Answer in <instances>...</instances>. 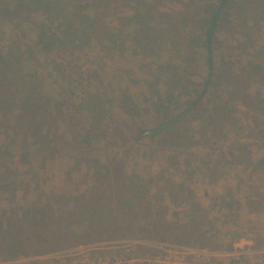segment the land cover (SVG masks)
Listing matches in <instances>:
<instances>
[{"label":"rangeland","instance_id":"obj_1","mask_svg":"<svg viewBox=\"0 0 264 264\" xmlns=\"http://www.w3.org/2000/svg\"><path fill=\"white\" fill-rule=\"evenodd\" d=\"M68 1L67 5L71 4ZM207 2L146 0L154 24L163 26L190 23L192 14L201 13ZM119 4L123 0L113 3L116 10L108 18L111 26L132 14L130 6ZM83 5L79 1L69 9L89 13L83 11ZM255 19L240 21L239 26L232 23L231 32L220 31L224 44L216 51L219 73L239 69L246 77L249 60H255L256 54L264 60V14ZM29 27L28 23L0 16L3 62L12 59L16 48H27L33 42ZM167 42L166 49L139 55L130 49L124 53L104 50L91 41L70 53L38 54L44 94L60 102V112L58 107L50 111L48 106L52 119L45 117L40 123L45 136L40 134L41 139L16 120V99L8 104L11 107H4L11 108L8 114L0 113V237L5 239L0 238V246L5 241H29L26 237L34 230L50 239L45 245L27 243L30 253L1 259L0 264H233L240 254L247 256L243 260L248 264L264 250V167H246L237 153L232 156L235 162L225 167L216 164L230 144H247L255 163L264 157V78L247 81L248 94L256 98L259 92L257 109L240 98L244 89L238 85L231 93L236 103L232 123H220L212 135L199 130L197 121L191 123L194 137L187 145L189 151L172 144L155 145L148 139L134 140L132 130L153 126L157 119L153 111L133 117L115 104L108 119L98 123L102 118L98 112L97 122L92 124L87 107L82 108L81 99L95 96L103 86L112 92L127 88L142 108L149 105L153 92L150 81L158 65L179 54ZM29 54L26 51L24 56ZM197 62L198 74L191 78L201 82L204 60ZM8 94L3 97L9 99ZM69 117L83 136L92 131L93 148L69 145H73ZM93 157L99 162L92 161ZM201 159L215 165L217 173L205 175ZM177 160L189 161L190 165L176 167ZM113 161L117 163L110 165ZM96 163L104 166L101 173L96 174ZM105 166L110 169L108 178L104 177L108 172ZM116 170L141 178L134 182L145 199L134 214H122L117 209L121 187L112 174ZM182 182L192 193L179 192L176 186ZM196 225L194 238L191 232ZM200 252L212 254L198 257Z\"/></svg>","mask_w":264,"mask_h":264},{"label":"trees","instance_id":"obj_2","mask_svg":"<svg viewBox=\"0 0 264 264\" xmlns=\"http://www.w3.org/2000/svg\"><path fill=\"white\" fill-rule=\"evenodd\" d=\"M65 1L66 3L62 4L63 0H0V16L2 15L13 22L30 24L31 41H33L27 48H16L15 54L8 62L1 60L0 48V113L3 111L8 114L11 108L4 110V107H11L8 104L14 103V99H16L18 107L15 109L19 110L16 120L24 122L23 127L29 129L34 135H38L39 138L43 134L40 123L45 117L52 119L50 111L53 107H58V113L60 112V102L44 94L46 89L41 83L43 78L39 75L38 63L41 61L38 54L70 53L90 41L101 45L104 50L113 49L124 53L130 49L134 51V54L139 55L155 53L164 49L166 47L164 41L166 42L168 39L167 44L173 45L179 52L177 57H170L168 61L158 65L157 73H154V78L150 81L153 96L151 95L148 100L149 105L146 107L142 108L140 102L131 97L127 88L112 92L107 89V86L99 88L95 96L89 95V98L86 97L80 101L82 108L87 107L86 110L89 118L92 119V124L97 122L96 113L98 112L102 114L101 121L98 123H103L106 118L108 119L113 113L115 104L121 111L133 117L140 116L144 111L155 112L157 119L151 128L141 127L131 131L135 141L148 139L155 145L172 144L175 148L183 147L184 150L189 151L187 145L192 144L191 141L194 137L191 123L193 125V122L197 121L199 130H203L207 135H212L216 130H219L220 123H232L235 120L236 103L231 93L238 89V85L244 89V94L240 98L243 97L246 103L250 102L253 108L259 107L256 101V98L260 99L258 98L259 92L254 98L253 95L246 92V87L249 84L247 81L253 77L264 78L262 55L256 54L255 60H249L245 67L249 71L245 72V77L239 74V69L236 72L228 69L224 74L219 73L216 51L224 44L219 37L220 31L231 32L232 23L239 26L240 21L247 23L251 19L261 18L264 14V0H208L209 2L205 4L201 13L192 14L190 23L188 21L177 22L178 27L154 24V14L149 4L147 7L146 0H123V4L119 5L130 6L132 14L126 15L124 20L117 22L119 25L113 26L109 25L108 18L110 15H114L116 8H112V6L117 0H69L68 3L71 4L68 5L67 0ZM79 1L84 3L81 6L83 11L89 10L91 13L71 12L69 6H76ZM26 51L30 53L27 57L24 56ZM201 58L204 60L205 77L199 82L193 80L191 76L198 74L197 61ZM150 86L149 89H151ZM7 92L11 101H7L9 99L3 97ZM2 97L3 101H1ZM72 120L69 117V127L73 130L71 138L73 145H69L74 149L78 144L86 148H93L92 131H86L83 136L75 125V120L72 125ZM235 154L238 159L244 161L246 167H249L250 164L254 165L256 169L264 167V157L255 163L248 145L238 143L230 144L227 151L221 152L222 161L218 158L216 164L225 167L227 163L235 162V159L232 158ZM185 155L189 157L186 153ZM227 155L230 158H227ZM92 159V161L99 162V158L93 157ZM200 161L203 162L202 169L206 171L205 175L212 176L217 173L215 165L202 159ZM116 163L113 161V164L110 165ZM96 165L98 166L96 174L101 173L104 166H100L99 163ZM175 165L176 167L181 165L188 167L190 162L183 161L182 163L177 160ZM105 169L108 172L104 177L108 178L110 169L108 166H105ZM114 173L112 172L115 182L121 187V192L117 194L120 198L117 209L126 215L136 213L142 207L140 201L145 199V193L139 191L135 186L137 183L134 182L135 178L141 179L140 176H128L120 170H116ZM173 188L174 186L168 187V189ZM176 188L181 193L186 191L192 193L184 182ZM112 193L110 192L109 195ZM96 199L98 200V198ZM77 207L80 208L81 203ZM25 212L28 213V210ZM22 218L26 217L22 216ZM80 223L83 224V221ZM197 227V225L194 226L191 232L194 238L198 231ZM0 238L5 240L3 236ZM26 238L29 241L20 239L21 241L18 243L10 244L6 241L4 244L2 243L0 260L26 255L30 253L27 243L34 246L35 244L37 246L45 245L44 242L50 239L49 235L44 232L37 233V230H34ZM59 238L55 239L59 240ZM204 245L206 246L207 242Z\"/></svg>","mask_w":264,"mask_h":264},{"label":"built area","instance_id":"obj_3","mask_svg":"<svg viewBox=\"0 0 264 264\" xmlns=\"http://www.w3.org/2000/svg\"><path fill=\"white\" fill-rule=\"evenodd\" d=\"M208 254H212V253L200 252L198 254V257H201V256L205 257V256H208ZM232 255H235V254H232ZM243 258L248 259L245 254H240L239 256H237V258L234 259V261H232V263L233 264H246V261H244ZM248 264H264V250H261L260 254L255 256V258H253L252 261Z\"/></svg>","mask_w":264,"mask_h":264}]
</instances>
